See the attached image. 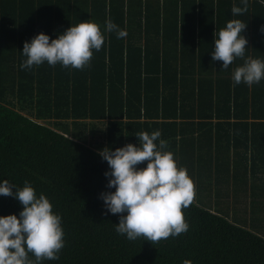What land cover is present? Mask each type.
<instances>
[{"label": "trees", "instance_id": "1", "mask_svg": "<svg viewBox=\"0 0 264 264\" xmlns=\"http://www.w3.org/2000/svg\"><path fill=\"white\" fill-rule=\"evenodd\" d=\"M234 5L242 0H0V183L15 192L28 181L64 232L59 259L40 264H264V198L245 206L218 197L224 182L244 184L256 165L264 171V79L233 81L244 59L264 60V0H248L236 16ZM231 19L247 23L248 46L224 69L212 52ZM108 20L126 37L107 31ZM82 21L104 36L83 70L21 68L25 41L40 32L55 39ZM157 130V145L168 142L195 198L182 210L187 232L152 244L117 233L120 215L101 198L115 188L100 151L139 146L138 133ZM251 206L262 215L246 219ZM22 209L15 196L0 195V216Z\"/></svg>", "mask_w": 264, "mask_h": 264}, {"label": "clouds", "instance_id": "2", "mask_svg": "<svg viewBox=\"0 0 264 264\" xmlns=\"http://www.w3.org/2000/svg\"><path fill=\"white\" fill-rule=\"evenodd\" d=\"M242 4L243 7H232L234 16L247 12L248 0H242ZM246 26L240 19H231L214 39L212 59L222 61L224 69L236 58L245 57L248 40L242 32ZM106 30L116 31L118 38L127 35L111 20L106 22ZM103 44L101 29L92 21L70 26L55 39L40 32L30 42H24L22 52L26 60L21 68L31 69L47 62L51 66L60 63L65 68L83 70L92 59L93 49L99 51ZM262 79L264 60L258 58L244 59L233 73L235 84L243 82L249 87ZM137 136L139 146L128 143L114 151L110 148L100 151L111 169L105 173L111 177L108 187L115 188L114 192L101 193V198L109 212L120 215L116 224L118 234L133 241L143 237L155 244L187 232L189 224L182 210L193 203L195 185L187 170L178 167L174 154L165 150L168 142L160 139L157 145L159 130L151 134L143 131ZM144 162L146 167H138ZM13 188L7 179L0 183V195L15 196L23 205L19 217L0 216V264H40L43 260L59 259L64 247L60 215L53 212L44 194L37 197L28 181L15 192ZM29 254L35 259H30Z\"/></svg>", "mask_w": 264, "mask_h": 264}, {"label": "crops", "instance_id": "3", "mask_svg": "<svg viewBox=\"0 0 264 264\" xmlns=\"http://www.w3.org/2000/svg\"><path fill=\"white\" fill-rule=\"evenodd\" d=\"M222 151H225V148L221 149ZM232 151V149H231ZM243 181L240 180H236V182L233 181H227L224 182V190L220 192L219 194V198H223V197H231L233 198V200H231L233 203L232 204H243V205H250V202L253 203L252 201H250L249 198L254 197V199H262L264 198V171H263V167L262 165H256L255 167V171H251V173L247 174V181H244V184L242 183ZM240 184H243L244 187L246 188V191H244L243 189L241 190L240 188ZM243 197L244 201L246 204H244L241 201H239L240 197ZM249 199V200H248ZM226 200V199H225ZM254 203L259 204L257 201H254ZM251 211L253 210L255 213L250 216V219L253 217H258L260 215H262V210L258 209V208H253V206H251ZM237 210H241L242 209H237ZM250 208H247V213L250 214ZM260 223L262 224L263 221L260 218Z\"/></svg>", "mask_w": 264, "mask_h": 264}, {"label": "rangeland", "instance_id": "4", "mask_svg": "<svg viewBox=\"0 0 264 264\" xmlns=\"http://www.w3.org/2000/svg\"><path fill=\"white\" fill-rule=\"evenodd\" d=\"M52 124V123H51ZM98 126L99 127H101V124L100 123H98ZM87 134L86 135H90V132L87 130ZM97 134H99V133H97ZM96 137H95V140H90L92 143H97V140L99 139V138H101V134H100V136H98V135H95ZM101 139H99V141H100ZM228 201V204L227 205H233L232 203V201L231 200H233V198H232V196L231 197H223V198H221V200L224 202V201H226V200ZM223 204H225V203H223ZM246 206V205H245ZM233 212V211H232ZM231 212V216L233 217V213ZM239 213H241V210L239 211ZM247 214V216L245 217L246 219H250V215L248 214V213H246Z\"/></svg>", "mask_w": 264, "mask_h": 264}]
</instances>
